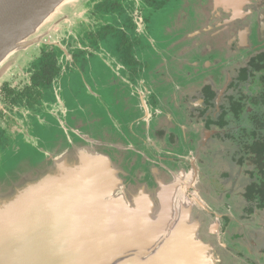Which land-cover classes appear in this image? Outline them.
I'll use <instances>...</instances> for the list:
<instances>
[{
    "label": "flooded vegetation",
    "instance_id": "obj_1",
    "mask_svg": "<svg viewBox=\"0 0 264 264\" xmlns=\"http://www.w3.org/2000/svg\"><path fill=\"white\" fill-rule=\"evenodd\" d=\"M66 20L47 24L0 81V163L39 154L44 135L63 146L85 133L155 205L158 181H187L217 264H264V214L247 208L242 159L264 71V0H80ZM98 56L107 80L89 111L87 98L62 95L61 78L76 67L97 85Z\"/></svg>",
    "mask_w": 264,
    "mask_h": 264
},
{
    "label": "water",
    "instance_id": "obj_2",
    "mask_svg": "<svg viewBox=\"0 0 264 264\" xmlns=\"http://www.w3.org/2000/svg\"><path fill=\"white\" fill-rule=\"evenodd\" d=\"M79 1L0 0V81ZM101 145L80 133L0 163V264H217L188 182L158 181L155 205Z\"/></svg>",
    "mask_w": 264,
    "mask_h": 264
},
{
    "label": "trees",
    "instance_id": "obj_3",
    "mask_svg": "<svg viewBox=\"0 0 264 264\" xmlns=\"http://www.w3.org/2000/svg\"><path fill=\"white\" fill-rule=\"evenodd\" d=\"M253 104L252 131L243 143L246 154L242 159L248 178L243 195L249 202L247 208L260 215L264 214V71L259 74Z\"/></svg>",
    "mask_w": 264,
    "mask_h": 264
},
{
    "label": "rangeland",
    "instance_id": "obj_4",
    "mask_svg": "<svg viewBox=\"0 0 264 264\" xmlns=\"http://www.w3.org/2000/svg\"><path fill=\"white\" fill-rule=\"evenodd\" d=\"M68 1H73V0H67V2ZM71 4H72V2L66 4V5H68L67 6L68 9L71 6ZM63 8H65V7H63ZM71 14H72V12H71ZM154 16L155 15H153L152 18ZM70 18H71V16H70ZM63 22L65 23V22H67V20H65ZM106 59L107 58L105 57V60ZM105 60L103 58H101V57L96 59L97 65L93 69V75H94L95 78H97V82H96L97 85H95V83L88 76L86 71L84 72V75H83L82 72L80 71V69H78L76 67H73L72 69H68L67 72H65V74L61 78V84H62V89H63V94L62 95L64 97H66L68 95L70 100L74 104H77L78 100L80 101L82 99L87 98L90 102H92L91 105H90V109H89V111H91V109L93 108L92 104L93 103L94 104H98L97 103V98L95 97V94H94L96 92H94V91H99L100 92L101 91V86L99 84L100 83H104L107 80V66L104 65V63L107 65V60L106 61ZM17 64H18V61H17ZM7 74H8V72H7ZM6 76L4 78H6ZM86 82H89L91 84L92 88ZM44 93L46 94V92H44ZM81 109H82V107H81ZM82 110L84 111L85 108H83ZM95 110H96V112H100L101 111L98 108V106H95ZM44 136H47V135H44ZM44 136L39 139L38 145L42 149H47L46 146L47 145L49 146V144L40 143V140H45L46 141V139L48 138V137L45 138ZM31 155L36 157V155L34 153H32Z\"/></svg>",
    "mask_w": 264,
    "mask_h": 264
}]
</instances>
